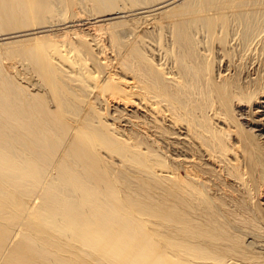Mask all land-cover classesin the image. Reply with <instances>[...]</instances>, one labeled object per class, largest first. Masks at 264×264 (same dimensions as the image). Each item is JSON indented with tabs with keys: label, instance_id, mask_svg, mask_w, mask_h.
<instances>
[{
	"label": "bare ground",
	"instance_id": "obj_1",
	"mask_svg": "<svg viewBox=\"0 0 264 264\" xmlns=\"http://www.w3.org/2000/svg\"><path fill=\"white\" fill-rule=\"evenodd\" d=\"M262 34L264 0H0V264H264Z\"/></svg>",
	"mask_w": 264,
	"mask_h": 264
},
{
	"label": "rangeland",
	"instance_id": "obj_2",
	"mask_svg": "<svg viewBox=\"0 0 264 264\" xmlns=\"http://www.w3.org/2000/svg\"><path fill=\"white\" fill-rule=\"evenodd\" d=\"M77 8H69L68 10H66L65 12L63 11L61 14L59 13V14H56V15H52L53 16V19H52V21H54V23H58L59 24V22H60V20H62L60 23H63V21H65V20H67V21H71V20H69V19H72V17H73V12L74 13H78L77 12ZM79 11V10H78ZM210 13V12H209ZM210 14H214V12L213 11H211V13ZM55 16V17H54ZM58 16V17H57ZM68 17V18H67ZM52 18V17H51ZM130 19V18H129ZM66 21V22H67ZM202 23H204V22H202ZM199 24L198 23V25H196V29H197V27H198V31H195L194 30V33H195V37H196V39L198 40V38H199V41H201L202 42V40H203V42L206 44V46H208V44H210V42L211 41H215V43H213L214 44V50H218V41L216 42V40L218 39L217 37H218V34L217 35H214V36H216V39H215V37L214 38H212L211 36H210V34H209V32H207L208 31V29L206 28V25L205 24ZM199 26H200V28H204V29H201L200 30V28H199ZM235 29H237L236 27H235ZM153 30V29H152ZM152 30H150V31H152ZM168 31V32H167ZM201 31V32H200ZM14 31H12V33H13ZM17 32V31H16ZM197 32V33H196ZM11 33V32H10ZM50 33V35H54L53 33H51V32H49ZM155 33V32H154ZM170 33V30H166V29H164V31H158V32H156V34L158 35V34H161L162 35V38H164L165 36H167V35H170L169 34ZM193 33V34H194ZM198 33H200L199 34V36H198ZM201 33L203 34L202 36H201ZM157 35H155L154 34V37L155 38H157ZM208 35V36H207ZM159 36V35H158ZM198 36V37H197ZM206 36V37H205ZM262 36H264V34H262L261 35V37ZM32 38V37H31ZM210 38V39H209ZM215 39V40H214ZM124 41L126 40V39H123ZM163 40V39H162ZM211 40V41H210ZM198 42V41H197ZM234 43V42H233ZM155 45V44H154ZM204 45V44H203ZM203 53H205V54H209L208 52H204L203 51ZM6 60V61H5ZM4 62H5V64L7 63H9L8 65H10V63H11V61L10 60H7L6 58L4 59ZM19 69V67L16 69H10V70H12V72H13V74H18V72H17V70ZM19 70H21V68L19 69ZM29 76V78H30V75H28ZM28 76L26 77L25 75L24 76H20V78H21V81L22 82H25V83H27V81H25V80H27L28 79ZM22 77H24L25 78V80L22 78ZM27 78V79H26ZM126 82V81H125Z\"/></svg>",
	"mask_w": 264,
	"mask_h": 264
}]
</instances>
